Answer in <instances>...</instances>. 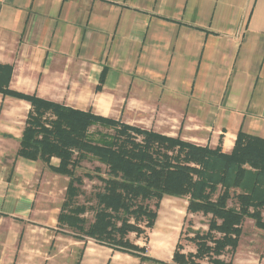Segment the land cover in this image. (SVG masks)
<instances>
[{"label": "crops", "instance_id": "crops-1", "mask_svg": "<svg viewBox=\"0 0 264 264\" xmlns=\"http://www.w3.org/2000/svg\"><path fill=\"white\" fill-rule=\"evenodd\" d=\"M6 65L12 91L132 127L225 153L264 139V0H0ZM30 109L0 93V264H29L32 228L64 231L45 184L69 179L18 156Z\"/></svg>", "mask_w": 264, "mask_h": 264}, {"label": "trees", "instance_id": "trees-1", "mask_svg": "<svg viewBox=\"0 0 264 264\" xmlns=\"http://www.w3.org/2000/svg\"><path fill=\"white\" fill-rule=\"evenodd\" d=\"M12 66L0 67V93L30 103L18 156L45 163L51 172L69 179L58 218L62 230L71 229L78 241L94 240L113 252L127 254L141 264H226L225 251L235 254L243 224L254 221L264 231V139L240 131L230 153L131 126L37 96L9 89ZM93 127L112 130L91 136ZM56 158L59 164L54 166ZM91 158L107 167L78 174ZM98 180L95 208L79 204L84 180ZM188 200L187 213L211 215L206 234L189 241L195 253H184L179 239L171 262L148 254L129 238L148 236L167 197ZM155 201L154 209L149 203ZM235 201V206H229ZM92 211L89 223L85 215ZM182 235V233H181ZM181 238V236H180ZM213 245V246H212ZM232 264V262L228 263Z\"/></svg>", "mask_w": 264, "mask_h": 264}, {"label": "rangeland", "instance_id": "rangeland-1", "mask_svg": "<svg viewBox=\"0 0 264 264\" xmlns=\"http://www.w3.org/2000/svg\"><path fill=\"white\" fill-rule=\"evenodd\" d=\"M99 131L113 133L112 130L93 127L90 134L95 136ZM97 167L101 168L102 176L106 177L107 167L94 158L84 161L81 169H78V174L83 176L87 172H94ZM49 180L45 185L47 187L52 186V188L49 193H46L45 200L59 205L65 200V190L57 180ZM84 183L82 187L84 192L77 201L79 204H87L95 208L94 194L103 188V184L98 180L90 181L88 179H85ZM55 188L59 189L55 190ZM149 206L154 209L155 201L150 202ZM187 206L188 200L186 198L178 199L167 196L161 203L155 229L148 231L147 238H137L135 234H131L130 240L140 246H145L150 256L165 261V263L171 262L179 239H181L184 253H195L197 248L195 244L189 241V238L198 234H206L212 216L189 214L187 213ZM229 206H235V201H230ZM85 217L91 223L94 220V213L90 211ZM75 237L74 232L69 228L64 231L57 228L47 230L32 228L25 237L21 254H25L26 258H23L29 264H141L139 259L127 254L113 252L96 244L94 240L87 238L85 243L77 241ZM240 242L242 245V249L239 250L240 253L236 248L235 254L227 250L221 257L217 258L226 264L230 262L239 264L242 256L246 253V249H249L247 252L253 251L258 255L264 253V231L256 228L251 219H247L243 224V235ZM206 263H208V259L204 261V264Z\"/></svg>", "mask_w": 264, "mask_h": 264}]
</instances>
